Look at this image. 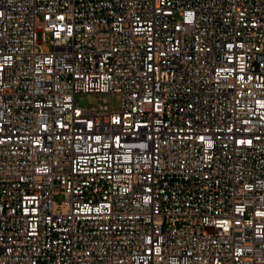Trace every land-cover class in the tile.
<instances>
[{
    "label": "built area",
    "instance_id": "2783aa9c",
    "mask_svg": "<svg viewBox=\"0 0 264 264\" xmlns=\"http://www.w3.org/2000/svg\"><path fill=\"white\" fill-rule=\"evenodd\" d=\"M0 264H264V0H0Z\"/></svg>",
    "mask_w": 264,
    "mask_h": 264
},
{
    "label": "rangeland",
    "instance_id": "374dc122",
    "mask_svg": "<svg viewBox=\"0 0 264 264\" xmlns=\"http://www.w3.org/2000/svg\"><path fill=\"white\" fill-rule=\"evenodd\" d=\"M45 48L49 49L46 44ZM74 102L84 110L92 112L98 111L100 106H107L111 110H118L120 108V100L113 95H97V94H79L74 97Z\"/></svg>",
    "mask_w": 264,
    "mask_h": 264
}]
</instances>
